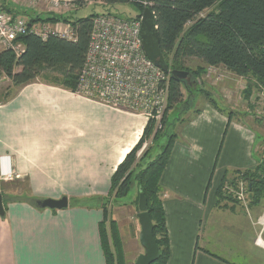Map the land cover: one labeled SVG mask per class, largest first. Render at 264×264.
Returning <instances> with one entry per match:
<instances>
[{
  "label": "crops",
  "instance_id": "0c3cea01",
  "mask_svg": "<svg viewBox=\"0 0 264 264\" xmlns=\"http://www.w3.org/2000/svg\"><path fill=\"white\" fill-rule=\"evenodd\" d=\"M188 112L174 129L178 137L160 180L171 248L167 264H264L262 203L247 209L217 196L227 171L258 165L259 134L250 122L207 101ZM147 123L143 114L40 78L1 100L0 192L8 201L0 214V264H106L101 197L108 196L113 174ZM137 193L133 188L128 200L109 209L127 264L146 252ZM63 196L69 200L63 209L32 203Z\"/></svg>",
  "mask_w": 264,
  "mask_h": 264
},
{
  "label": "trees",
  "instance_id": "16d2710c",
  "mask_svg": "<svg viewBox=\"0 0 264 264\" xmlns=\"http://www.w3.org/2000/svg\"><path fill=\"white\" fill-rule=\"evenodd\" d=\"M2 2L7 12L27 17L31 23H69L76 35L75 40L58 35H50L44 40L28 34L20 38L25 45L20 55L12 50H1L0 75L8 77L14 87L2 101L9 100L22 86L44 75L46 82L75 91L90 45L93 18L98 12L84 17H76L71 11L43 16L18 7L10 0ZM93 3L103 4L106 12L117 3H131L140 11L151 7L156 17L160 47L169 67L186 68V60L191 58L204 63L189 71L195 77L191 82L170 75L168 105L160 121L161 127L157 120H148L139 142L113 174L108 196L101 197L104 219L100 230L106 264H127L120 231L111 219L109 209L112 202H119L133 188L138 191L137 204L141 193L146 196L153 235L160 248L158 259L151 264H167L171 248L160 180L178 137L174 128L167 125L169 112L183 102L190 109L196 90L202 92L205 101L214 108L226 112L209 92L199 86L194 89L196 80L206 75L208 68L223 66L239 76L253 79L264 92V0H93ZM185 94L191 99H184ZM163 139L166 141L162 142ZM146 141H149L148 147L138 156ZM242 181L247 184L250 202L261 203L264 200V157L254 169L227 171L217 188L218 202L237 201L231 189L237 188ZM32 200L38 207L36 198ZM4 201L6 209L8 199L4 198Z\"/></svg>",
  "mask_w": 264,
  "mask_h": 264
},
{
  "label": "built area",
  "instance_id": "2783aa9c",
  "mask_svg": "<svg viewBox=\"0 0 264 264\" xmlns=\"http://www.w3.org/2000/svg\"><path fill=\"white\" fill-rule=\"evenodd\" d=\"M0 0V51L12 50L20 55L25 48L20 38L35 34L46 40L58 35L75 40L69 23L59 21L31 23L27 17L13 15L3 8ZM18 7L33 11L64 14L81 3L93 0H10ZM141 18L123 17L118 13L102 12L94 16L91 40L84 65L79 74L76 92L113 107L145 115L160 121L168 105L170 74L149 59L143 49ZM146 141L138 151L148 147ZM12 173H2L11 179ZM237 193L245 201L248 187L242 181ZM247 189V190H246Z\"/></svg>",
  "mask_w": 264,
  "mask_h": 264
},
{
  "label": "rangeland",
  "instance_id": "374dc122",
  "mask_svg": "<svg viewBox=\"0 0 264 264\" xmlns=\"http://www.w3.org/2000/svg\"><path fill=\"white\" fill-rule=\"evenodd\" d=\"M14 5L17 6L14 2ZM103 4L99 3H81L77 5V8H73L71 12H75L76 17H84L92 14L94 11L98 13L104 12ZM108 9V8H107ZM108 10L118 13L123 17H136L138 14L142 13L138 8H136L131 3H117L116 5L111 6ZM40 13L43 16L46 15L45 11H35ZM48 14V13H47ZM204 65L203 61L198 59H187L186 68L181 70L193 71L198 66ZM207 74L197 79V83L194 84V89L199 86L203 88L206 92H209L217 103L221 107L232 113L234 116L243 119L244 121L250 122L259 134V143L262 145L260 149V157H264V92L256 85V81L249 80L248 77L239 76L233 72H230L225 67L217 68H208ZM55 73V72H54ZM50 75V73H48ZM195 77L192 76V73L188 75L187 81L191 82ZM40 79H45V75ZM198 88V87H197ZM14 87L11 80L4 76L0 75V101L6 97V95L12 93ZM193 101L190 102V106L198 107L206 100L205 95L199 91H195ZM188 99V94H185L184 99ZM186 102L175 106L173 110L169 112L168 124L171 129H175L179 126L182 119H186L190 116L188 112ZM161 127V125H160ZM166 139H163L162 142H165ZM142 155V154H141ZM140 155V156H141ZM240 185V183H239ZM247 185V184H246ZM9 186L13 187L11 183ZM239 186L237 188L231 189L233 196L236 198L237 202L241 203L244 208H249L250 205H259L262 203L264 206V200L261 203L253 204L250 202L249 193L245 194V201L239 199L237 193L239 192ZM247 190V189H246ZM132 192V190H131ZM131 192L126 196L121 198V201H126L130 198ZM137 198V197H136ZM120 201V202H121ZM117 203V202H115ZM260 222L264 225V215L261 216Z\"/></svg>",
  "mask_w": 264,
  "mask_h": 264
},
{
  "label": "water",
  "instance_id": "95a60500",
  "mask_svg": "<svg viewBox=\"0 0 264 264\" xmlns=\"http://www.w3.org/2000/svg\"><path fill=\"white\" fill-rule=\"evenodd\" d=\"M137 17L141 18L142 21L140 36L147 57L171 76L179 77L181 79L187 78L189 71L171 69L166 62L160 47L156 17L152 8L149 6L146 7L142 13L137 15ZM37 205L40 208L63 209L68 207L69 200L66 196H63L60 199H38ZM4 213V198L3 194L0 192V214L4 215ZM137 216L142 229L140 241L145 247L146 252L139 255L134 264H151L158 259L160 248L153 235L152 220L147 211V199L144 193L139 195Z\"/></svg>",
  "mask_w": 264,
  "mask_h": 264
}]
</instances>
